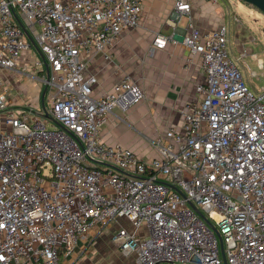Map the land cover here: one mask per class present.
Returning a JSON list of instances; mask_svg holds the SVG:
<instances>
[{
    "label": "built area",
    "instance_id": "2783aa9c",
    "mask_svg": "<svg viewBox=\"0 0 264 264\" xmlns=\"http://www.w3.org/2000/svg\"><path fill=\"white\" fill-rule=\"evenodd\" d=\"M141 4L0 0V69L28 48L18 16L49 89L47 108L9 104L0 91V264H58L93 230L135 264H264V92L254 95L228 57L224 27L201 32L189 0H174L166 23L185 20L179 42L202 75L194 98L148 141L155 156L100 134L142 93L125 75L94 97L85 63L138 25ZM169 41L157 34L150 53Z\"/></svg>",
    "mask_w": 264,
    "mask_h": 264
},
{
    "label": "crops",
    "instance_id": "0c3cea01",
    "mask_svg": "<svg viewBox=\"0 0 264 264\" xmlns=\"http://www.w3.org/2000/svg\"><path fill=\"white\" fill-rule=\"evenodd\" d=\"M189 2L192 22L196 28L201 32H211L224 27L226 51L230 60L234 61L228 52L232 49L229 45L232 43L241 55L237 56V59L246 62L245 56L249 55L250 64H256L257 69L264 76L263 60L256 56L249 45L255 39L249 33L250 28L243 20L244 17L239 14L238 5L230 0H189ZM173 3L174 0H142L138 25L123 31L116 44L106 53L107 57L103 54L96 55L85 63L86 75H92L96 79L93 88L94 97L109 91L125 75H128L132 84L141 91V99L124 113L116 110L103 125L100 134L105 142L120 143L142 158L155 156L148 141L178 123L179 109L194 98L195 85L202 79L198 59L188 63V52L179 42L185 34V20L181 19L176 27L166 23L172 12ZM242 12L247 14L245 9ZM17 21L23 26L28 48L21 53L16 66L20 68L29 64L39 75L33 76L31 81L25 76H23L25 79H22L17 74L8 73L7 75L11 77L6 80L4 77L6 86L0 91L5 93L9 104L19 105L29 100L36 103L41 100V93L45 88L46 63L30 29L18 16ZM157 34L175 37L177 42L169 41L164 49H156L150 53L151 42ZM242 53L245 55L243 56ZM35 65L40 66L44 71L37 69L39 67L35 68ZM247 67L249 68L248 65ZM3 70L9 71V69ZM254 75L255 72L252 71L251 76ZM260 90L264 92V86H261ZM96 233L97 231L93 230L88 235ZM60 260L66 261V259Z\"/></svg>",
    "mask_w": 264,
    "mask_h": 264
},
{
    "label": "rangeland",
    "instance_id": "374dc122",
    "mask_svg": "<svg viewBox=\"0 0 264 264\" xmlns=\"http://www.w3.org/2000/svg\"><path fill=\"white\" fill-rule=\"evenodd\" d=\"M238 5L239 14L244 17V21H246L248 27L250 28L249 33L254 37L255 41L251 42L249 45L253 49V52L256 53L257 57L262 58L264 64V15L260 13L256 8L251 5L245 4L239 0H230ZM245 9V12H242ZM232 42V41H231ZM232 49L228 50L230 56L234 60L233 63L237 67L240 72L244 83L248 86V88L252 91L254 95H261L263 91L260 90L261 86H264V76H262V72L257 69L256 64L251 63L249 60V55L245 56L246 59L244 61H239L237 56H241L239 52L232 46ZM246 48V47H245ZM244 56L245 54L242 53ZM249 66V68L247 67ZM41 71H44L40 66H34ZM255 72L254 76H251L252 71ZM13 75L17 74L21 76L22 79L28 78L32 81V77L39 75V73H35L32 66L29 64H25L20 68L17 66L13 69L3 70L0 69V89L6 86V78H10L7 74ZM41 73V72H40ZM28 76H27V75ZM17 75H15L17 77ZM25 76V77H23ZM5 77V80H4ZM258 77V78H257ZM48 92L49 89L46 90V93L43 97V102L46 108L48 107ZM23 98V96H22ZM42 98V93H41ZM30 99V98H29ZM27 99V100H29ZM41 100H39V105L41 106ZM28 102L35 103L31 100ZM124 113V112H121ZM44 120V119H43ZM57 125L54 124L53 128H56ZM101 232H97L96 234L86 235V237L79 241L76 246L75 253L72 258L66 259V261L60 260L58 264L67 263V264H135L134 258L132 256H123L118 251L117 247L111 242L110 236L100 234Z\"/></svg>",
    "mask_w": 264,
    "mask_h": 264
},
{
    "label": "water",
    "instance_id": "95a60500",
    "mask_svg": "<svg viewBox=\"0 0 264 264\" xmlns=\"http://www.w3.org/2000/svg\"><path fill=\"white\" fill-rule=\"evenodd\" d=\"M245 4L251 5L254 8H256L260 13H262L264 15V0H239ZM21 29H23V26L20 24L19 25ZM31 40V39H30ZM32 41V40H31ZM33 42V41H32ZM41 54V53H40ZM42 55V54H41ZM43 57V56H42ZM44 59V58H43ZM46 73H47V65H46ZM47 76V75H46ZM46 87L43 90L42 93V98H41V104L43 105V95L45 93ZM196 212L202 217V219L206 222L207 225L210 226V228L213 229V231L215 232V234L217 235L219 241H220V245H221V240L219 237V234L217 232V230L210 224V222L198 211L196 210Z\"/></svg>",
    "mask_w": 264,
    "mask_h": 264
}]
</instances>
